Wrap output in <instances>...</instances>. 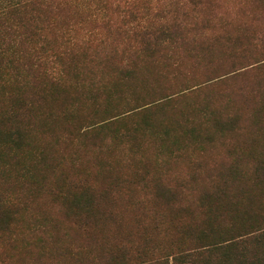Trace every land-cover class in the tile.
Returning <instances> with one entry per match:
<instances>
[{
	"label": "trees",
	"instance_id": "obj_1",
	"mask_svg": "<svg viewBox=\"0 0 264 264\" xmlns=\"http://www.w3.org/2000/svg\"><path fill=\"white\" fill-rule=\"evenodd\" d=\"M43 5L0 21V264H264L259 36L217 38L224 19L202 21L177 53L180 16L129 21L122 39L138 51L59 64L54 82L45 65L62 54L36 47ZM220 45L222 62L209 57ZM64 139L80 151L62 155Z\"/></svg>",
	"mask_w": 264,
	"mask_h": 264
},
{
	"label": "rangeland",
	"instance_id": "obj_2",
	"mask_svg": "<svg viewBox=\"0 0 264 264\" xmlns=\"http://www.w3.org/2000/svg\"><path fill=\"white\" fill-rule=\"evenodd\" d=\"M21 1L23 0H0V21L12 17L11 10ZM100 1L45 0V6L42 7L47 8L46 6H48L52 11L45 18L44 31L41 33L36 47L40 51L48 52L53 58H57L54 49L58 48L62 54L61 57H63L60 63L55 62L54 59H52V65L44 62L48 64L45 65V67L48 66L46 68L47 79L60 82L64 74L62 76L54 70V67L59 64L65 67L69 64L67 70L70 71V67L73 66L70 60L74 62L81 61V63L87 65L96 55L103 56L111 53L115 54L116 52L120 56L123 54L130 55L132 52L138 51L141 46L137 40L130 42L127 39H122V33L126 31L123 23L129 21L131 22L128 24L127 29L132 25L144 23V21L156 24L163 23L165 17L180 16V23L186 26L185 34L186 37L188 35V40L181 47H177V53L187 49L194 43L193 39L203 33L202 21L209 20L218 23L224 19L223 24L227 26L213 30L217 38L224 33L226 37H233L238 30H242L241 26L243 32H245V29L247 31L246 37H248V34H257L256 36L259 37L264 34V14H260L263 8L255 0H111V17L107 15L110 10ZM108 17L112 19L110 26L107 24ZM259 37L255 38L257 45H259V48L256 49L258 51L264 48V39L261 41ZM131 38L134 39L135 36L131 35ZM245 41L251 42L253 40L250 37ZM220 46L214 48L209 57L213 56L215 61L217 57H220L222 62L225 58L226 46ZM19 49L27 51L29 45L22 43ZM64 53L66 54L64 55ZM185 56L188 58L185 62L192 63L189 60L191 59L189 55L185 54ZM256 58L263 59V55L259 54ZM176 62L178 60L172 62V64ZM115 63L119 64L120 58L118 61L112 62L113 65ZM206 63L207 60H203L200 64H197L202 74L206 69L208 70ZM156 69L152 70V72H155L154 75L148 76L147 79L150 80L151 77L156 78L160 74L163 75L161 68ZM181 69L183 72L187 71L186 68ZM96 76L100 78V75ZM203 79L205 81V78H200L198 81H203ZM58 149H61V154L64 156H68L71 152L78 153L80 151L77 142L71 143L66 139L60 143Z\"/></svg>",
	"mask_w": 264,
	"mask_h": 264
}]
</instances>
